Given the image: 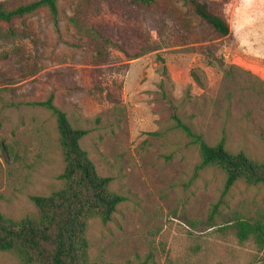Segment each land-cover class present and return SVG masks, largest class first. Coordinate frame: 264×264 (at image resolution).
Wrapping results in <instances>:
<instances>
[{
  "label": "rangeland",
  "instance_id": "1",
  "mask_svg": "<svg viewBox=\"0 0 264 264\" xmlns=\"http://www.w3.org/2000/svg\"><path fill=\"white\" fill-rule=\"evenodd\" d=\"M36 0H0V9ZM228 24L218 38L177 0H59L0 23V215L35 213L30 198L60 187L51 95L109 190L111 220L87 222L94 264H264V187L196 170L176 115L208 145L264 160V0H198ZM12 32L9 33L8 31ZM247 222L259 239L239 241ZM0 264H17L0 253Z\"/></svg>",
  "mask_w": 264,
  "mask_h": 264
},
{
  "label": "trees",
  "instance_id": "2",
  "mask_svg": "<svg viewBox=\"0 0 264 264\" xmlns=\"http://www.w3.org/2000/svg\"><path fill=\"white\" fill-rule=\"evenodd\" d=\"M58 1L36 0L9 10L0 9V23L10 24L44 9L57 26ZM138 1L146 5L153 2ZM177 1L190 10L193 17L209 25L216 37L229 35L226 21L217 13L205 9L198 0ZM31 105L45 109L54 117L63 163L58 177L60 187L48 196L31 197L36 210L32 215L21 219L0 215V253L16 256L17 264H94L88 258L87 222L97 217L102 223H107L124 199L109 190V178L97 174L87 152L79 144L86 132L71 125L66 114L53 105V96ZM172 121L174 128L190 138L197 148L199 164L196 170L213 168L221 171L225 176V190L237 183L264 187V160H253L243 152H230L223 140L213 146L208 145L201 135L192 133L176 115L172 116ZM262 130L264 135V120ZM231 228L239 241H245L250 236L259 239L261 232L260 228L243 221H237Z\"/></svg>",
  "mask_w": 264,
  "mask_h": 264
}]
</instances>
